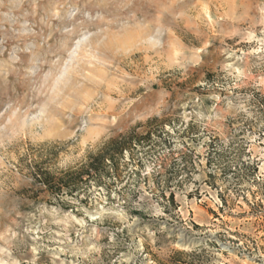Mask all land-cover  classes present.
Listing matches in <instances>:
<instances>
[{"label":"rangeland","instance_id":"1","mask_svg":"<svg viewBox=\"0 0 264 264\" xmlns=\"http://www.w3.org/2000/svg\"><path fill=\"white\" fill-rule=\"evenodd\" d=\"M0 264H264V0H0Z\"/></svg>","mask_w":264,"mask_h":264},{"label":"trees","instance_id":"2","mask_svg":"<svg viewBox=\"0 0 264 264\" xmlns=\"http://www.w3.org/2000/svg\"><path fill=\"white\" fill-rule=\"evenodd\" d=\"M132 145V140L126 143L121 138H111L97 153L89 155L87 160L78 167H69L60 173L37 167L33 168L32 175L36 183H40L46 191L57 197L62 194L72 196L84 194L91 181L98 186L106 185L104 179L111 176V170L113 169L115 174L119 172L118 165L113 164L111 168L109 163H114L116 158L122 157L126 151H131Z\"/></svg>","mask_w":264,"mask_h":264}]
</instances>
